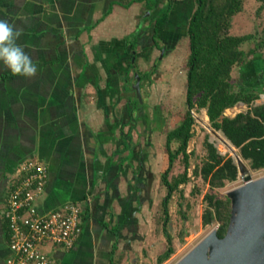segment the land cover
Here are the masks:
<instances>
[{"label":"crops","instance_id":"crops-1","mask_svg":"<svg viewBox=\"0 0 264 264\" xmlns=\"http://www.w3.org/2000/svg\"><path fill=\"white\" fill-rule=\"evenodd\" d=\"M148 1L0 0V20L22 30L17 43L38 68L25 79L0 66V264L11 254L6 199L31 158L48 167L40 211L82 207L74 247L47 248L58 264H152L161 230L148 213L168 167L156 139L166 122L157 108L141 119L149 101L136 103L134 85L136 73L141 91L151 81L140 68L150 44L142 12L173 9Z\"/></svg>","mask_w":264,"mask_h":264},{"label":"trees","instance_id":"trees-1","mask_svg":"<svg viewBox=\"0 0 264 264\" xmlns=\"http://www.w3.org/2000/svg\"><path fill=\"white\" fill-rule=\"evenodd\" d=\"M264 6V0H259ZM188 24L190 53L186 62L187 83L186 102L188 109L182 120L166 132L165 150L169 165L162 174V183L167 188L163 200L164 225L169 220V201L182 184L190 181L189 168L192 152L189 142L194 136L196 118L193 110L206 109L209 122L215 130L224 136L238 149L243 161H247L251 169H264V104L256 103L262 86H241L234 82L233 70L236 66H248L250 57L256 49L246 50V42L255 38L252 33L233 34L231 32L234 16L244 8L245 0H196ZM156 43L161 46L155 35ZM134 44V42H133ZM145 71L143 77L152 74ZM245 73L247 69H245ZM246 75V74H245ZM142 77V76H141ZM136 103L140 105L139 100ZM239 103L248 109L235 115H226V110ZM177 143L174 149L173 145ZM206 155L202 164H196L193 170L195 177H200L211 188H222L239 177L240 164L234 156L222 154L208 136L204 140ZM181 156L184 164L183 172L169 178L176 160ZM242 164V163H241ZM207 205L202 220L204 225L220 222L218 235L226 234L231 218V200L228 196L219 197L216 193L205 195ZM168 245L157 257V264H162L174 253L172 235L166 230Z\"/></svg>","mask_w":264,"mask_h":264},{"label":"rangeland","instance_id":"rangeland-1","mask_svg":"<svg viewBox=\"0 0 264 264\" xmlns=\"http://www.w3.org/2000/svg\"><path fill=\"white\" fill-rule=\"evenodd\" d=\"M148 2L152 3L151 0ZM166 3L168 4V9H173L171 14L164 9L155 12L150 6V10L142 12L143 14L145 13V16H148L146 17L148 26L147 38L150 44H148L146 51L143 49V52L140 53V57L143 58L140 59L141 70L151 71L154 67L152 70L153 74H151V81L147 84L148 90L145 91L144 89L141 91L143 100L146 101L147 97L146 102L149 101L147 106H149L148 111L150 114L146 111L142 112L141 119H149L152 112L151 108H157V112L161 113L160 122H166L163 127V130L166 128L165 134L182 120L188 109L186 102V62L190 53L188 24L197 4L196 0H168ZM159 7L162 6L159 5ZM149 11L151 12L150 15L148 14ZM154 27H156L155 30L158 29L159 31L157 39L160 41L159 44L163 46L162 49L153 42ZM231 32L239 35L254 34L255 38L246 42L244 48L246 50L256 49L257 51L254 55H257L256 58L258 57V61L250 63L245 67L247 69L246 73L245 71L244 73L241 72V66L234 68L232 72L234 82L241 86L244 83L248 86L264 87V6H262V2L259 0H245L243 10L233 18ZM141 35L142 43L140 45L143 47L144 45L146 46V42L142 33ZM173 44L178 45L175 47L176 49L172 48ZM161 55H163L162 59L158 61ZM119 70L123 71L126 68L122 67ZM169 99L171 103L168 102ZM138 100L140 101L139 98ZM236 107V113L248 109L243 103H239ZM193 114L196 118V123L194 125V136L189 142V151L192 152L190 158L191 166L189 168L191 178L188 183L182 184L180 190L175 191L172 195L168 205L169 220L167 226L164 225L165 217L163 211V200L167 195V188L158 183L156 186L157 191H154L153 200H150L149 203V219H154L158 223V227L161 230L160 237L162 236L161 238L159 237L157 245H153L151 248L149 247L153 251L148 249L150 254L148 260L152 264H157L158 255L167 248L168 238L166 230L173 237L175 253L162 264H175L212 229L219 228L220 222H214L208 225L203 224L202 216L207 205L205 201L206 193H216L219 197L223 198L227 196V192L230 189L244 182L243 174L239 172V177L236 181L222 188H211L202 178H197L193 175L195 165L197 163L201 165L206 155L203 144L206 136H208L209 141L214 142L222 154H230L237 160L236 154L238 153V149L231 144L220 130L212 128L206 109H194ZM158 134L161 135L164 132L161 131ZM160 135L156 139L158 144L162 141L163 144H159L158 151H161L163 154L165 153V161H167L168 166L169 158L168 154H166L167 152H165L166 136L164 138L162 136L161 138ZM177 145V143H174L173 148L175 149ZM243 163L253 178L264 175V169L253 170L247 161H243ZM167 168H164V172ZM183 170L184 164L180 156L176 160L169 178L172 179L175 175L183 172ZM158 177L160 178V173ZM151 252L154 254L153 258L151 257Z\"/></svg>","mask_w":264,"mask_h":264},{"label":"built area","instance_id":"built-area-1","mask_svg":"<svg viewBox=\"0 0 264 264\" xmlns=\"http://www.w3.org/2000/svg\"><path fill=\"white\" fill-rule=\"evenodd\" d=\"M255 102L264 104V93H260ZM235 109L237 107L227 109L226 115H235ZM47 181L48 167L41 159H28L21 166L4 209L11 251L7 264H58L47 248L53 245L70 249L83 231L82 207L77 203L47 212L39 210L36 200Z\"/></svg>","mask_w":264,"mask_h":264},{"label":"water","instance_id":"water-1","mask_svg":"<svg viewBox=\"0 0 264 264\" xmlns=\"http://www.w3.org/2000/svg\"><path fill=\"white\" fill-rule=\"evenodd\" d=\"M134 85L140 102V75ZM243 183L230 189L231 218L226 234H206L175 264H264V175L253 178L237 153ZM242 163V164H241Z\"/></svg>","mask_w":264,"mask_h":264},{"label":"clouds","instance_id":"clouds-1","mask_svg":"<svg viewBox=\"0 0 264 264\" xmlns=\"http://www.w3.org/2000/svg\"><path fill=\"white\" fill-rule=\"evenodd\" d=\"M22 30L15 28L6 20H0V66L14 76L25 79L37 75V65L30 55L17 43Z\"/></svg>","mask_w":264,"mask_h":264},{"label":"bare ground","instance_id":"bare-ground-1","mask_svg":"<svg viewBox=\"0 0 264 264\" xmlns=\"http://www.w3.org/2000/svg\"><path fill=\"white\" fill-rule=\"evenodd\" d=\"M226 141H227V140H226ZM230 142H231V141H230ZM230 142H229V143H230ZM231 144H232V143H231ZM232 145H233V144H232ZM232 148H233V147H232Z\"/></svg>","mask_w":264,"mask_h":264}]
</instances>
